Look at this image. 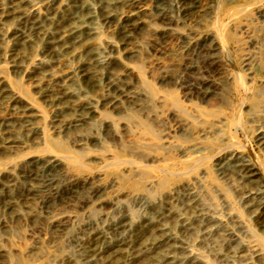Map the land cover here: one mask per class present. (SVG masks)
<instances>
[{
    "label": "rangeland",
    "instance_id": "rangeland-1",
    "mask_svg": "<svg viewBox=\"0 0 264 264\" xmlns=\"http://www.w3.org/2000/svg\"><path fill=\"white\" fill-rule=\"evenodd\" d=\"M0 264H264V0H0Z\"/></svg>",
    "mask_w": 264,
    "mask_h": 264
},
{
    "label": "bare ground",
    "instance_id": "bare-ground-1",
    "mask_svg": "<svg viewBox=\"0 0 264 264\" xmlns=\"http://www.w3.org/2000/svg\"><path fill=\"white\" fill-rule=\"evenodd\" d=\"M35 12H33V14L35 15V16H38V10L36 11V10H34Z\"/></svg>",
    "mask_w": 264,
    "mask_h": 264
}]
</instances>
